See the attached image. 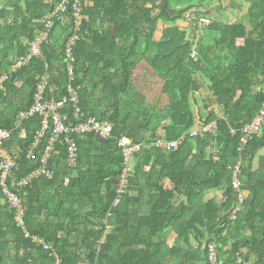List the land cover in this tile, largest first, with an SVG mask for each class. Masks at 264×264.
<instances>
[{
	"label": "trees",
	"instance_id": "16d2710c",
	"mask_svg": "<svg viewBox=\"0 0 264 264\" xmlns=\"http://www.w3.org/2000/svg\"><path fill=\"white\" fill-rule=\"evenodd\" d=\"M0 1V67L7 72L10 37L19 42L14 60L23 58L57 0ZM216 1L221 0H207L204 7L205 0H84L87 19L75 47L74 79L64 62L65 42L59 48L51 43L61 23L42 47L44 59L11 73L0 95V128L11 133L4 147L17 156L11 179L37 167L36 157L49 136L41 140L34 159H27L42 116L18 124V115L33 103L44 75L54 88L44 98L67 97L68 84L78 93L77 117L68 101L62 109L67 123L95 117L113 127L107 140L74 136V169L67 166L65 146L58 144L49 162L52 179H33L23 187L28 238L0 190V264H200L208 234L213 236L208 244H220L221 264H246L248 255L247 264H264V133L238 151L242 128L264 107V0H243L248 4L245 23L207 16L209 26L193 24ZM239 7L234 1L220 3L216 12ZM180 20L190 22L193 36L179 29ZM159 22L169 26L155 40ZM70 27L68 19L67 35ZM203 29L219 32V38L205 44L201 36L197 39ZM194 48L196 60L190 57ZM199 103L211 111L208 123L215 122V128L194 138L189 133L198 123L193 107ZM7 104L10 111L3 110ZM181 136L184 141L171 153L147 147L134 155L133 178L114 207L124 167L118 141L126 137L149 146ZM239 160L240 188L247 197L231 221L236 204L231 170ZM177 196L181 199L175 203ZM167 230L187 242L192 236L197 248L190 254L177 245L167 249L161 238ZM246 230L250 234L241 238Z\"/></svg>",
	"mask_w": 264,
	"mask_h": 264
},
{
	"label": "built area",
	"instance_id": "2783aa9c",
	"mask_svg": "<svg viewBox=\"0 0 264 264\" xmlns=\"http://www.w3.org/2000/svg\"><path fill=\"white\" fill-rule=\"evenodd\" d=\"M84 0H57L51 7V10L47 14L46 20L36 28L30 42L27 43V54L23 58L14 60L7 72L0 73V95L5 90V83L10 77L11 73L17 71L23 66H26L33 59H44L42 47L46 44L51 35L52 29L57 23L65 24L68 19L71 21V27L69 34L66 36L64 43V62L67 66L68 75L70 81L74 79L75 70V47L79 40V34L81 32L83 21L87 19V16L83 13ZM212 23L211 19L207 16H201L193 24L199 27L209 26ZM190 57L196 60L195 48L192 50ZM46 68H47V64ZM49 75L46 74L42 77L40 83L37 86L36 93L32 98V104L28 109L22 111L18 115V124H21L24 120H27L33 116L41 115V128L36 133L34 141L31 143L27 150V159L33 160L34 156L41 145V140L49 134L46 141V145L40 153L37 155V167L28 175L16 179H11V173L17 167V156L12 155L4 147V143L9 140L11 133L8 130L0 128V190L3 197L9 207L14 211V220L19 227L25 232V237H29V233L25 229L24 224V205L21 198V192L23 187L31 183L33 179L45 178L52 179L54 175V169L49 166L50 159L57 149L58 144H62L66 148L67 166L69 169H74L78 158V147L74 140V136H80L85 134H93L101 140H107L111 136L112 123L100 122L95 117H88L82 121L76 123H67L66 117L62 114V109L65 107L68 101L73 105L74 117H77L79 113L78 109V93L71 84H68L66 92L67 97H63L59 100L52 98L46 99V92L52 93L54 91L53 86L48 83ZM264 93V90H263ZM215 128V122L206 123L205 125H196L191 130L189 136L201 137L207 134ZM242 138L238 151H242L247 143L253 137L264 133V107L259 108L253 119L241 130ZM24 136V133L21 134ZM63 140V143L61 142ZM185 136H181L177 140H156L152 141L149 146L146 144H134L128 138L122 137L118 141V145L121 148L123 155L124 167L120 175V181L117 189V199L114 201L113 206L116 207L121 199L122 195L129 186L130 179L133 178V157L141 149L147 147H154L161 150L164 153H171L179 148L184 141ZM241 160L237 161L233 165L231 170V184L235 193L236 204L231 208L229 213V220L234 221L237 218L238 213L242 209V204L246 199L244 192L241 190ZM68 180L66 179V184ZM181 199V197H179ZM226 198H224V201ZM34 242L43 244V241L36 236L31 237ZM47 249L48 246L44 244ZM216 243H210L206 245L205 257L206 264H219L220 259L218 255Z\"/></svg>",
	"mask_w": 264,
	"mask_h": 264
},
{
	"label": "crops",
	"instance_id": "0c3cea01",
	"mask_svg": "<svg viewBox=\"0 0 264 264\" xmlns=\"http://www.w3.org/2000/svg\"><path fill=\"white\" fill-rule=\"evenodd\" d=\"M232 1H234L236 3V5L237 4L240 5L239 9L234 8L233 10L229 11L227 14H222V13L220 14V13L216 12V5L217 4H220V3L228 4V3H232ZM208 10L210 11L211 15H212V13H215V15L219 16L222 21L232 20L234 18H237L236 19L237 23H245L246 22L245 17H246V14L248 13V4L244 3L243 0H221L220 2H217V1L214 2ZM211 15H209V17ZM210 18H212V17H210ZM19 21H20V19H19ZM176 25L179 27V29L186 31V34H189L190 37L193 36L194 33L192 32V28H190L191 25H190L189 21L180 20V21H178V23H176ZM160 27L162 28V25H160V22H159V24H157V29L155 32V37H154L155 40H159L162 36L163 28L160 29V32H159ZM165 27H168V26H165ZM201 35L199 33L197 36H199V38H200ZM66 36H67V32L64 28V24H61V26L56 27L52 33V36H51L52 46H54L55 48H59V46H61L65 42ZM201 37L204 40H207L206 38L208 36L207 37L201 36ZM218 38H219V32L216 33V36L213 37L212 39H213V41H215ZM197 39H198V37H197ZM15 42H16V46L19 50V47H18L19 42L18 41H15ZM0 51H2V47H0ZM8 62H9V60H8ZM260 88L261 87H255L254 90L258 91V90H260ZM204 94H206V91H204ZM203 106H204L203 103H199L197 106H194L193 108L196 112V115H197V112L200 111L202 118H205L208 115V112H211V111L204 109ZM213 109H214V112L216 111V113H218V111L215 107H213ZM244 194L247 197V193L245 192ZM179 200H180V198L177 196V197H175L174 202L177 203ZM249 234H250V231L246 230L245 232H243L242 236H240V237L243 238V236H248ZM161 238H165V240H166L165 241V245H166L165 247L167 249H170L172 246H175V245H177L178 247H180V246L182 247L180 242L183 243V248H184L183 252H185V253L190 254V253H192V250H195L197 248L196 240L192 236L188 237V242H187L185 239H179L178 237H176V233L173 230H167V231L163 232L161 234ZM217 246H220V244ZM225 250H227V248H223V251H225ZM178 257H179V253L177 255V258ZM245 258H247V260H245ZM245 258L243 259V261L247 264V262L251 261L252 256L248 255Z\"/></svg>",
	"mask_w": 264,
	"mask_h": 264
},
{
	"label": "water",
	"instance_id": "95a60500",
	"mask_svg": "<svg viewBox=\"0 0 264 264\" xmlns=\"http://www.w3.org/2000/svg\"><path fill=\"white\" fill-rule=\"evenodd\" d=\"M1 3H2V1H0V5H1ZM25 9H26V7H24V10ZM201 15L209 16L210 11L207 10V11L201 12ZM10 41H11V48L8 50V53H7V58H6V64L7 65H11L13 63L14 59L18 57V48L16 46V42H14V36L13 35L10 37ZM8 60H9V62H8ZM203 108L205 109V106H203ZM197 117H198V125H205L209 120L210 112H208V115L205 118H202L200 111H199V112H197ZM210 237L212 238L213 236L208 234L207 238L204 240V243L202 245V251L203 252H202V256L200 258V264H206V257H205L204 249L206 248V245H207ZM217 250H218V252H220V246L217 247ZM241 260L242 259L239 258V262ZM245 260H247V258H245Z\"/></svg>",
	"mask_w": 264,
	"mask_h": 264
},
{
	"label": "rangeland",
	"instance_id": "374dc122",
	"mask_svg": "<svg viewBox=\"0 0 264 264\" xmlns=\"http://www.w3.org/2000/svg\"><path fill=\"white\" fill-rule=\"evenodd\" d=\"M206 6H207V0H205V2H204V7H206ZM210 17H212L215 21L219 20V16L215 15V13H212V15ZM160 25H162V28L163 29H164L165 26H169L168 24H164L163 22H160ZM162 28L161 27L159 28V32H160V29H162ZM192 32L194 33L193 28H192ZM216 33H218V32L217 31H214V30L203 29V30H201L200 35L202 34L201 36H204V37H207L208 36V37L206 38L207 40H204L203 38H201V39L203 40V42L205 41V44H211V43H213V39L212 38L216 36ZM197 37L199 38V36H197ZM5 68H6L5 66L0 67V71L3 70V69H5ZM14 106H15V104H14ZM3 110L10 111L11 110V107H9V105L7 104L6 107ZM215 113H216V111H215ZM180 243H181L182 247L180 246L179 248H180V251L183 252V250H184L183 243L182 242H180ZM163 251H164V253L168 254L167 253V249H165Z\"/></svg>",
	"mask_w": 264,
	"mask_h": 264
}]
</instances>
